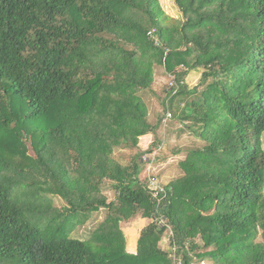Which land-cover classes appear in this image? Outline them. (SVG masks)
Masks as SVG:
<instances>
[{
  "label": "trees",
  "instance_id": "1",
  "mask_svg": "<svg viewBox=\"0 0 264 264\" xmlns=\"http://www.w3.org/2000/svg\"><path fill=\"white\" fill-rule=\"evenodd\" d=\"M174 2L168 24L159 0H0V264H176L168 231L182 264H264V0ZM156 67L179 85L170 111L199 96L175 117L204 143L161 204L141 180ZM136 220L151 224L130 253Z\"/></svg>",
  "mask_w": 264,
  "mask_h": 264
},
{
  "label": "rangeland",
  "instance_id": "2",
  "mask_svg": "<svg viewBox=\"0 0 264 264\" xmlns=\"http://www.w3.org/2000/svg\"><path fill=\"white\" fill-rule=\"evenodd\" d=\"M159 3L163 11L165 12V15L169 17V19L167 20L168 24H175L179 20L182 21V14L175 4L174 0H159ZM201 75L202 74L199 72H191L188 75L186 79L188 90H194L197 87L199 88V90H202V87H200ZM169 81L170 75H168L162 67H156L155 82L152 89L153 93L150 91L142 93V98L144 99L148 107V121L152 125L160 124L157 128V131L160 137V141L163 144L159 147L157 146L158 135L157 137H155L153 134H150L146 137L141 138L140 146L143 149L142 159L148 162V165L145 167V170L141 174V180L146 182L150 176H156L164 186L169 184L179 175L178 164L181 162L180 160H183L184 158L182 157V159L181 157H176V153L183 152L182 154L187 155L189 150L193 149L194 147L204 146V143L199 140L196 134H194L191 129L184 128L181 121H179V119L175 117L177 108H183L186 104H191L190 102L194 99H197L199 96H190L185 100L182 98L175 100L174 110H171V112L174 114V118L171 119L168 124L163 123L166 110V107L163 105V100L167 95V91L169 90ZM171 134H174L176 136L174 139L169 141L167 138H169ZM167 141L169 142L168 145L166 144ZM148 148L153 150L154 152L147 153L149 150ZM136 152V150L118 149L115 152V159L122 164H126L129 162V160H131ZM158 158L160 159L159 162H157ZM165 158L167 159L165 160ZM103 191L108 200L113 201L116 199V193L110 185H106L103 188ZM54 204L58 208H62L64 206V202L60 198H54ZM107 216V210H101L100 212L94 214L91 220L85 226L79 227L72 234V237L79 238L84 241L87 240L91 233L97 228V226L104 222ZM146 221L147 220H145V223L139 220L131 221L123 226L128 240L129 252H132L129 246L132 236L136 235L135 239L138 236L140 237L141 231L148 227L149 224H151V221ZM170 236L171 232L168 231L167 235H165L160 245L168 251H171V246L169 245ZM205 264H214V262H211L209 260L206 261Z\"/></svg>",
  "mask_w": 264,
  "mask_h": 264
},
{
  "label": "built area",
  "instance_id": "3",
  "mask_svg": "<svg viewBox=\"0 0 264 264\" xmlns=\"http://www.w3.org/2000/svg\"><path fill=\"white\" fill-rule=\"evenodd\" d=\"M155 33L154 31H151L149 33L150 37H153ZM156 44L158 45L159 42L156 41ZM169 91H171L173 94L172 95H176L179 92V85L175 79V77L173 75L170 76V81H169ZM166 111H165V117L163 119V123L167 124L171 119L174 118L173 113L170 111L169 109V102H166ZM148 188L153 192V197L158 201V204H161L163 202V200L165 199V195H166V188L163 185V183H161L159 181V179L156 176H150L148 178V180L146 181ZM156 219H153V222H156ZM159 225H164V220H161L158 222ZM171 252H172V256L174 257L175 261L177 262L176 264H182V259L178 258L176 252L177 249L174 247H171ZM191 258L194 259V262L192 264H205V262H197V259L195 257H193V255H191Z\"/></svg>",
  "mask_w": 264,
  "mask_h": 264
},
{
  "label": "crops",
  "instance_id": "4",
  "mask_svg": "<svg viewBox=\"0 0 264 264\" xmlns=\"http://www.w3.org/2000/svg\"><path fill=\"white\" fill-rule=\"evenodd\" d=\"M168 124V123H167ZM159 125L160 124H157V125H155V126H157V127H159ZM153 135L155 136V137H157V135H158V137H157V139H158V141H157V143H158V147L159 146H161L163 143L160 141V137H159V134H158V131H157V129H156V131H155V133H153ZM175 136L176 135H174V134H171V136L169 137V138H167L169 141H171L172 139H174L175 138ZM156 142V141H155ZM168 141H167V145H168ZM160 144V145H159ZM163 148V147H162ZM149 149V148H148ZM183 152H180L176 157H183L182 159L183 160H180V161H184L185 160V158H186V154H182ZM179 161V160H178ZM178 163V162H177ZM139 221H142L143 223H145V220H139ZM146 222H148V220L146 221ZM132 236V235H131ZM135 237H136V235H133L132 236V238L130 239V248H131V251L132 252H130V253H135V251H137V243H138V239H139V236L135 239ZM129 251V250H128Z\"/></svg>",
  "mask_w": 264,
  "mask_h": 264
}]
</instances>
